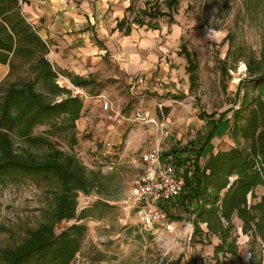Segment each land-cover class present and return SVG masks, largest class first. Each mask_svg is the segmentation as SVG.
Returning a JSON list of instances; mask_svg holds the SVG:
<instances>
[{"label": "rangeland", "instance_id": "1", "mask_svg": "<svg viewBox=\"0 0 264 264\" xmlns=\"http://www.w3.org/2000/svg\"><path fill=\"white\" fill-rule=\"evenodd\" d=\"M147 1L168 11L164 0H133L128 12L130 19L146 7ZM173 17V22L167 15L153 18L159 24L155 31L133 24V33H139L136 41L141 47L139 62L146 67L140 68L143 79L127 84L124 91L115 82L106 80L85 96L67 77L58 76L57 83L70 89L73 96L79 95L84 105L75 129L67 128L50 136L56 147L74 155L91 177H99L97 187L77 194L78 214L85 209L89 214L79 222L85 223L88 231L72 264H159L161 261L169 264L178 259L180 264H264L260 240L244 234L242 221L236 216L232 237L236 238L239 255L216 253L215 248L222 244L220 238L209 233L205 224H201L202 233H194L192 221L182 207L165 208L166 219L173 222V232L159 226L154 233L142 228L131 208L130 190L143 171L140 157L147 147L161 141L166 151L191 140L201 146L204 135L220 119V114L228 109L227 117L231 120L234 105L241 107L244 94L249 98L257 94L253 79L264 55V0H180ZM144 40L146 45L141 44ZM182 45L197 65L193 84ZM116 50L120 52L117 46ZM107 56L110 67L111 56ZM250 66L256 71L254 76ZM164 67L169 72L162 77ZM8 72L9 66L0 63V82ZM100 92L108 93L126 117L122 143L114 144L98 131L107 124L101 103L93 97ZM167 107L172 109L169 113ZM142 109L165 124L169 119V129L166 128L170 134L166 140H162L154 124L133 120L134 113ZM48 128L47 124L37 125L34 133L44 134ZM217 132L213 146L219 150L235 146L228 127ZM16 141L19 147L22 140ZM108 142L112 143L111 147L107 146ZM205 160L201 158L202 163ZM56 187L57 181L49 177H27L2 189L1 246L22 242L28 229L51 218ZM256 195L253 201L264 196V186L256 189ZM178 216L184 219L179 220ZM75 222L78 221L72 219L58 223L56 232Z\"/></svg>", "mask_w": 264, "mask_h": 264}, {"label": "trees", "instance_id": "2", "mask_svg": "<svg viewBox=\"0 0 264 264\" xmlns=\"http://www.w3.org/2000/svg\"><path fill=\"white\" fill-rule=\"evenodd\" d=\"M25 2L0 0V63L9 66L6 78L0 82V193L9 183L27 177H49L57 181L53 189L55 208L51 218L28 229L22 242L0 245V264H72L88 231V226L79 222L89 214L86 209L78 214L77 194L97 187L99 177H91L87 168L74 155L56 147L50 136L67 128L75 129L84 105L79 95L73 96L57 79L62 74L77 87L90 86V92L95 88L91 79L53 65L48 57L49 43L23 11ZM179 2L164 0L166 11L147 1L134 21L153 29L159 27L152 21L155 17L167 15L173 22ZM145 16L151 20L146 21ZM125 24L123 21L118 27ZM130 31V25H126V33ZM181 51L193 84L197 79L195 58L186 46L182 45ZM259 64L258 75L253 79L257 94L249 98L245 93L241 107L233 109L231 120L227 109L201 146L191 140L184 148H171L178 165L184 167L185 187L176 201L167 206L182 207L192 221L194 233H202L201 224H205L209 233L218 236L222 244L215 248L216 253L240 254L236 238L232 237L235 216L242 221V232L259 239L264 247V196L253 201L256 189L264 186V55ZM250 73L256 74L251 66ZM45 124L49 128L44 134L34 133L37 125ZM224 127L229 128L235 146L207 156L206 147ZM17 139L22 140L19 147ZM72 219L78 222L56 232L58 223ZM180 262L178 259L169 264Z\"/></svg>", "mask_w": 264, "mask_h": 264}, {"label": "crops", "instance_id": "3", "mask_svg": "<svg viewBox=\"0 0 264 264\" xmlns=\"http://www.w3.org/2000/svg\"><path fill=\"white\" fill-rule=\"evenodd\" d=\"M132 7L133 0H76V2L74 0H26L23 11L35 27L37 24L39 34L49 43L48 57L58 69L91 79L93 81L91 86L94 88L99 83L110 80L115 82L120 91H124L127 84H135L143 79V72L140 71L143 69L140 68L146 67L139 62L141 47L136 42L139 33H133V24L139 27L146 26L152 31L159 29V27L153 29L147 24L136 23L134 18L137 14L130 19L128 12ZM145 20L148 21L146 18ZM123 21L126 24L119 28L118 24ZM126 25L131 27L129 33H126ZM141 44L147 43L144 40ZM116 46L120 48V52H117ZM107 55L111 56L110 60L114 62H110V67ZM168 72V67H164L161 76ZM77 89L87 95L90 86L77 87ZM99 94H106V92L96 95ZM106 95L109 96L108 93ZM115 105L117 106L116 103ZM117 108L120 109L118 106ZM171 110L166 108L167 113ZM173 113L177 114L176 111ZM166 121L169 129V119ZM123 122L120 119L113 122L106 121L107 124L98 131L114 144L122 143L125 139L123 134H126ZM168 129L166 128L162 137L163 141L169 137ZM212 129L213 127L204 135L202 144ZM214 138L215 136L205 149L207 156L219 150L213 146ZM188 143L182 147H186ZM141 164L143 166L142 161Z\"/></svg>", "mask_w": 264, "mask_h": 264}, {"label": "built area", "instance_id": "4", "mask_svg": "<svg viewBox=\"0 0 264 264\" xmlns=\"http://www.w3.org/2000/svg\"><path fill=\"white\" fill-rule=\"evenodd\" d=\"M93 97L101 103L106 121L126 120L109 96L99 94ZM234 107L238 108L239 104ZM133 120L154 124L161 137L166 131L165 122L144 109L136 111ZM107 146L111 147L112 143L108 142ZM171 148L173 147L165 151L161 147V141H157L141 155L143 171L130 190L131 208L137 214L142 228L148 232H156L159 226H164L169 232L174 231L173 222L165 217V208L183 193L185 177L184 167L178 165V159Z\"/></svg>", "mask_w": 264, "mask_h": 264}]
</instances>
